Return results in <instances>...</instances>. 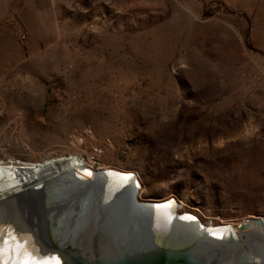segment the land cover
Returning <instances> with one entry per match:
<instances>
[{"label": "rangeland", "instance_id": "374dc122", "mask_svg": "<svg viewBox=\"0 0 264 264\" xmlns=\"http://www.w3.org/2000/svg\"><path fill=\"white\" fill-rule=\"evenodd\" d=\"M253 23L221 0H0V166L74 155L214 231L264 219Z\"/></svg>", "mask_w": 264, "mask_h": 264}, {"label": "bare ground", "instance_id": "6f19581e", "mask_svg": "<svg viewBox=\"0 0 264 264\" xmlns=\"http://www.w3.org/2000/svg\"><path fill=\"white\" fill-rule=\"evenodd\" d=\"M48 190L57 191L58 195L62 192L63 201L71 205L70 215L82 223L94 225L100 216L102 219L110 214V209L119 207L117 216L140 219L148 226L152 224L161 234L180 228L187 233L198 230L208 240L231 238L247 243L254 252L252 264H264V219L214 231L193 215L176 217L173 201L153 205L137 203L138 185L132 177L113 175L100 164L87 159L82 161L74 155L52 159L48 167L38 170L18 168L15 164L0 166V264H64L63 251L50 249L51 258L48 259L43 258L46 252L39 256L44 246H48L49 238L23 234L24 230L18 226L20 218L35 223L32 202L42 194L46 198L44 193ZM18 230H23L22 234ZM7 242L12 245L8 243L7 247Z\"/></svg>", "mask_w": 264, "mask_h": 264}, {"label": "water", "instance_id": "95a60500", "mask_svg": "<svg viewBox=\"0 0 264 264\" xmlns=\"http://www.w3.org/2000/svg\"><path fill=\"white\" fill-rule=\"evenodd\" d=\"M51 192L32 202L35 223L17 220L26 234L49 238L39 253L46 252L44 259L51 258V249L63 251L64 264H252L254 252L247 243L208 240L198 230L187 233L180 228L161 234L152 224L119 217L113 209L94 225L82 223L70 215L71 205L63 201L62 192Z\"/></svg>", "mask_w": 264, "mask_h": 264}, {"label": "crops", "instance_id": "0c3cea01", "mask_svg": "<svg viewBox=\"0 0 264 264\" xmlns=\"http://www.w3.org/2000/svg\"><path fill=\"white\" fill-rule=\"evenodd\" d=\"M228 20H245L252 24L253 35L264 37V0H221Z\"/></svg>", "mask_w": 264, "mask_h": 264}]
</instances>
